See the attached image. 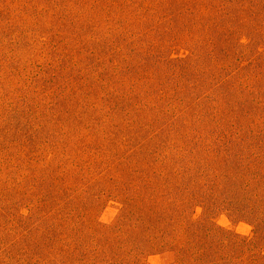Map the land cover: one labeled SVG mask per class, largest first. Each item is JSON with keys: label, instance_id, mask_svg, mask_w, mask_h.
I'll use <instances>...</instances> for the list:
<instances>
[{"label": "rangeland", "instance_id": "374dc122", "mask_svg": "<svg viewBox=\"0 0 264 264\" xmlns=\"http://www.w3.org/2000/svg\"><path fill=\"white\" fill-rule=\"evenodd\" d=\"M264 0H0V264H264Z\"/></svg>", "mask_w": 264, "mask_h": 264}, {"label": "trees", "instance_id": "16d2710c", "mask_svg": "<svg viewBox=\"0 0 264 264\" xmlns=\"http://www.w3.org/2000/svg\"><path fill=\"white\" fill-rule=\"evenodd\" d=\"M263 258V260H264V257H262Z\"/></svg>", "mask_w": 264, "mask_h": 264}]
</instances>
